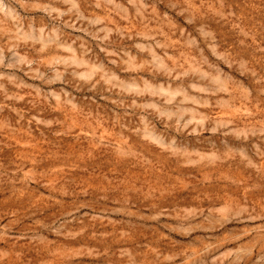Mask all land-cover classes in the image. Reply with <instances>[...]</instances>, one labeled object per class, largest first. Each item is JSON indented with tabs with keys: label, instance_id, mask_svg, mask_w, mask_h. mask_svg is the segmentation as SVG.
Listing matches in <instances>:
<instances>
[{
	"label": "rangeland",
	"instance_id": "rangeland-1",
	"mask_svg": "<svg viewBox=\"0 0 264 264\" xmlns=\"http://www.w3.org/2000/svg\"><path fill=\"white\" fill-rule=\"evenodd\" d=\"M0 264H264V0H0Z\"/></svg>",
	"mask_w": 264,
	"mask_h": 264
}]
</instances>
